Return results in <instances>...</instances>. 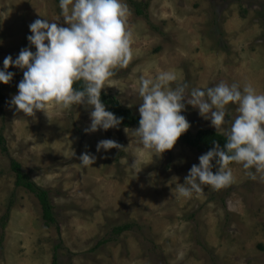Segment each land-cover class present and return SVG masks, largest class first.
<instances>
[{"label":"rangeland","instance_id":"374dc122","mask_svg":"<svg viewBox=\"0 0 264 264\" xmlns=\"http://www.w3.org/2000/svg\"><path fill=\"white\" fill-rule=\"evenodd\" d=\"M132 2L145 5L146 15H137ZM126 3L133 56L102 89L126 109L140 116V77L154 78L161 70H175L178 82L191 87L251 82L264 93V0ZM0 12L5 13L0 16V70L5 57L15 59L28 47L36 51L27 40L36 19L68 26L59 0H0ZM22 79L6 90L0 106V137L7 149L0 145V220L10 210L6 228L0 225V264H53L55 253L57 264H264V173L252 180L234 163L228 187L203 186L190 199L176 198L175 185L184 183L204 152L178 139L173 149L153 157L139 150L131 133L136 128L86 133L92 110L87 105L70 110L52 105L34 116L17 113L10 101ZM228 111L226 119L237 114L235 105ZM181 114L193 134L216 131L190 105ZM105 139L129 147L97 152V143ZM85 152L96 156L92 166L80 165ZM12 160L50 191L59 230L45 225L35 196L15 187ZM125 224L132 225L130 231L100 244Z\"/></svg>","mask_w":264,"mask_h":264},{"label":"clouds","instance_id":"9594fccd","mask_svg":"<svg viewBox=\"0 0 264 264\" xmlns=\"http://www.w3.org/2000/svg\"><path fill=\"white\" fill-rule=\"evenodd\" d=\"M59 8L67 27L36 19L29 25L31 35L27 37L36 51L28 47L15 59L5 57L0 83L7 85L13 79L9 67L24 70L10 104L17 113L33 116L37 111L46 114L52 105L63 110L87 105L92 110L86 133L117 128L122 117L106 110L101 91L116 69L127 67L133 56L128 4L126 0H59ZM77 82L80 87H74ZM137 95L140 119L139 127L131 130L132 137L139 150L156 154L153 157L173 149L191 127L181 114L186 105L197 109L217 134L225 137L223 148L214 141V147L199 157V164L191 167L184 183L175 185L176 198L190 199L201 194L203 186L213 190L228 187L234 182L232 163L242 165L252 180L257 179V173H264V93L251 82L242 87L225 81L191 87L178 82L175 70H161L154 78L140 77ZM229 105H235L237 113L232 119H226ZM111 149L126 150L112 139L101 140L96 146L97 152ZM79 160L82 167L92 166L96 156L85 152ZM136 163L134 160L130 167Z\"/></svg>","mask_w":264,"mask_h":264},{"label":"trees","instance_id":"16d2710c","mask_svg":"<svg viewBox=\"0 0 264 264\" xmlns=\"http://www.w3.org/2000/svg\"><path fill=\"white\" fill-rule=\"evenodd\" d=\"M132 5L137 15H146L145 5L136 2H132ZM23 71L24 70H20L16 74H14L13 79L7 85L0 83V106L4 105L6 102V90H8L12 86L16 78L23 76ZM80 86V82H77V84L74 85V87ZM101 101L102 103H104L107 111L112 112L118 118L122 117V123L119 125L121 129H131L139 127L140 116L134 114L130 109H126L115 95L108 94L104 90H102ZM179 140L183 144L196 151L207 153L214 147V141L219 143L221 148H223L225 137L221 134H217L216 131L209 129H201L196 134H193L189 128L186 133L181 135ZM0 145L2 146V150L6 152L7 149L3 137H0ZM233 164L234 163L230 164L229 166ZM11 168L15 173V187L22 188L35 196L42 207L43 220L45 222V225L48 227H56L59 230L56 214L54 212V207L50 198V191L43 189L39 185H37L29 175L23 172L21 164L17 161L12 160ZM10 206H12V202ZM9 211L10 210H8L7 214L0 220V225L2 226V228H6L7 221L9 220ZM131 228V224L114 227L109 233L110 237L107 239H103L100 244H107L109 242H112L118 236H121L124 232L130 231ZM57 256L58 255L55 253L53 264H57Z\"/></svg>","mask_w":264,"mask_h":264}]
</instances>
